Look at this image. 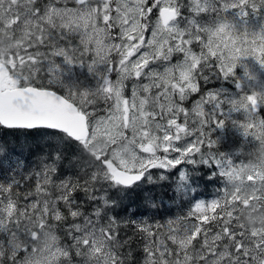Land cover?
I'll use <instances>...</instances> for the list:
<instances>
[{"label":"snow or ice","instance_id":"snow-or-ice-1","mask_svg":"<svg viewBox=\"0 0 264 264\" xmlns=\"http://www.w3.org/2000/svg\"><path fill=\"white\" fill-rule=\"evenodd\" d=\"M228 126L264 143V0H0V129L57 142L0 176V264H264V226L241 216L264 207V159L219 152ZM200 169L217 196L164 222L113 195L175 175L189 198Z\"/></svg>","mask_w":264,"mask_h":264},{"label":"trees","instance_id":"trees-1","mask_svg":"<svg viewBox=\"0 0 264 264\" xmlns=\"http://www.w3.org/2000/svg\"><path fill=\"white\" fill-rule=\"evenodd\" d=\"M0 144H3L5 148V152L0 155V162L5 158L10 160L11 151H13L18 158L40 166L43 157L54 155L57 150V142L50 137L37 135L24 130L0 129ZM61 147L65 153L63 171L65 174H73L77 171L78 167L73 166L76 164L73 155L76 149L67 145ZM216 148L219 151L224 150L225 153L232 154L237 164H243L248 161L258 164L261 159H264V143L257 144V142H255L254 145H249L248 142L240 140L232 132H228ZM249 148L251 149V153L248 152ZM188 167L191 168V166ZM200 174L204 179L201 180L199 177L196 178L198 181L196 193H191L189 198H180L175 192V183L177 179L175 175H172L168 181H160L156 184H145L141 189L125 194L123 197L115 193H113V195L118 200L122 199L125 204H131L132 211L139 210L142 213V215L135 217L138 221L151 218L154 213H157L155 209H148L147 200L151 199L156 203H162L163 207L158 210V214L155 215L154 219H149V222L154 223L156 220L164 222L166 219L174 218L176 215L186 212L188 210V199L192 196L207 199L209 195L214 192L215 196L217 195L221 183H207L206 181L209 177L205 169H200ZM259 186L258 184V187ZM138 205L140 206L139 209L137 207ZM121 215L127 216L128 213L121 212ZM124 232L133 237L131 246L135 250L134 254L138 259H142L140 253L134 247V243L138 238L134 233V229L128 227L124 229Z\"/></svg>","mask_w":264,"mask_h":264},{"label":"rangeland","instance_id":"rangeland-1","mask_svg":"<svg viewBox=\"0 0 264 264\" xmlns=\"http://www.w3.org/2000/svg\"><path fill=\"white\" fill-rule=\"evenodd\" d=\"M251 22L253 24L260 23L257 17H252ZM248 64H249L251 71H252L254 76H258L261 74L262 70H261L260 66L255 61L249 60ZM74 71L77 72V74L81 80H85L86 83H94L93 81H91V78L88 77L86 70L77 68V69H74ZM253 83H255V81H253ZM257 87H259V86L257 85ZM236 115L238 116V114H236ZM245 122L246 121H244V120L239 121L240 124L245 123ZM228 132L234 133L240 140H242L244 142H248L249 145H254L256 142L254 139H252L248 136H245L243 134V129L240 128L239 126H235V127L228 126V127H226V129L222 130V132L218 131L216 133H213V139L219 138V143L217 145H219L221 143L222 139L224 138V136ZM219 152L225 153L224 150H220ZM248 152L251 153L250 148L248 149ZM16 158H18V157L15 155V153L13 151H11V159L10 160H8L7 158L1 160V162H0V164H1L0 176H3L5 174L11 172L12 167L15 166L14 161ZM23 161L26 165V168H37V169L39 168V166L35 163H30V162L25 161V160H23ZM243 164L251 165L254 163L252 161H248V162L243 163ZM239 165H241V164H237L238 167H239ZM244 175H247V173H245ZM241 186L243 187V185H241ZM257 187H258V184H257ZM246 193L251 195V194H253V190L252 189H246ZM216 196H215V192H214L213 194L209 195V197L207 199H204V200L210 201L211 199L215 198ZM199 199H202V198H199ZM241 216H242V222L246 226H249L252 228H256L258 226H264V224H262V222H264V207H259L255 204H253L251 209H241ZM134 247L140 253V255L142 257L143 254L141 252V249L143 247V243L139 237L136 239V241L134 243Z\"/></svg>","mask_w":264,"mask_h":264},{"label":"bare ground","instance_id":"bare-ground-1","mask_svg":"<svg viewBox=\"0 0 264 264\" xmlns=\"http://www.w3.org/2000/svg\"><path fill=\"white\" fill-rule=\"evenodd\" d=\"M219 151V150H218Z\"/></svg>","mask_w":264,"mask_h":264}]
</instances>
